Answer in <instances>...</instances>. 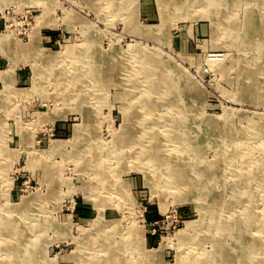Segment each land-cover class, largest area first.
<instances>
[{"label":"rangeland","instance_id":"rangeland-1","mask_svg":"<svg viewBox=\"0 0 264 264\" xmlns=\"http://www.w3.org/2000/svg\"><path fill=\"white\" fill-rule=\"evenodd\" d=\"M165 1L0 0V264H264V0Z\"/></svg>","mask_w":264,"mask_h":264},{"label":"bare ground","instance_id":"bare-ground-1","mask_svg":"<svg viewBox=\"0 0 264 264\" xmlns=\"http://www.w3.org/2000/svg\"><path fill=\"white\" fill-rule=\"evenodd\" d=\"M172 2H173V5H172V8H173V10L172 11H175V12H177V11H179V12H181V13H186L188 10H189V8H184V4L187 2V0H184V2L182 1V0H171ZM171 1L170 0H166L164 3V6L166 7L167 6V3H169L170 5H171ZM192 2L193 1H196V0H191ZM213 0H201V3H203V4H205V5H207V3H209V2H212ZM163 8H161V10H162ZM185 11V12H184ZM162 12V11H161ZM163 13H165V12H163ZM164 17V16H163ZM214 20H215V18H214ZM213 23V22H212ZM247 23L250 25V24H254V23H256V21H255V19L253 18V16H251L250 15V18L247 20ZM253 27V26H252ZM255 27H256V25H255ZM143 31H144V33H149V32H151V29L150 28H148V27H146V28H144L143 29ZM245 39V38H244ZM1 40H3V37H0V41ZM71 51V50H70ZM73 52V51H72ZM106 53V52H105ZM147 55L146 54H142L139 58H138V64L140 65V66H143L144 67V64H146V63H151L150 61L153 59H149V58H147L146 57ZM100 56L98 57V60L97 61H94V60H91L90 61V64H87L88 66L86 67V68H88L87 69V73L89 74V75H95V76H99V77H103L102 75H103V69L106 67L105 66V64H106V62H101L100 61ZM130 58V57H129ZM141 58H144V61H145V63L143 62V61H141ZM153 61H155V60H153ZM142 64H141V63ZM153 64V63H152ZM114 67V66H113ZM108 69V68H107ZM136 71H139V70H136ZM149 73L150 72H146V74L145 75H149ZM154 73V75L156 74V73H158V75H159V73H160V71L158 72V71H154L153 72ZM3 77L4 78H6V79H9L10 78V74H9V71H5L4 72V75H3ZM101 79V78H100ZM107 79V78H106ZM174 79V78H173ZM35 82H36V80H35ZM36 86H38L37 84H36ZM35 87V86H34ZM5 92H6V88H5ZM188 92V91H187ZM190 92V91H189ZM187 94V93H186ZM201 94V93H200ZM173 99V98H172ZM124 104V103H123ZM189 104V103H188ZM157 107V106H156ZM197 113V112H196ZM242 116V115H241ZM248 116V115H247ZM204 119H203V124H205V125H203V127H205V128H211V129H217V123H218V120H220V118L218 117V116H207V117H203ZM194 122V121H193ZM243 122V121H242ZM189 126H191L190 125V123H189ZM193 126V125H192ZM131 127V126H130ZM132 128V127H131ZM191 129V128H190ZM214 134H215V132H214ZM129 135V134H128ZM201 137V136H200ZM205 137H207V136H205ZM197 141V140H196ZM202 141V140H201ZM203 144V143H202ZM87 147L88 148H86L85 147V149H84V151L85 152H83V153H89V154H92L93 152H95L98 156H100V157H105V159H99V160H102V161H106V160H112V159H109V157H111V155L108 153V152H106V153H103L102 154V152H97V150L98 149H101L99 146H97V145H92V144H88L87 145ZM127 147L126 146H119V147H117L116 149V151L114 152V156H113V158L114 159H118L120 156H121V158H123V157H125L124 156V154H123V151L126 149ZM193 148V147H192ZM202 152V151H201ZM121 158H119V159H121ZM150 158V157H149ZM118 159V160H119ZM150 159H152V157L150 158ZM97 161H98V159H97ZM176 161H177V159H176ZM181 161V160H180ZM207 165V164H206ZM98 166H99V168L100 169H102V167H101V163H99L98 164ZM179 166V165H178ZM185 166V165H184ZM183 166V167H184ZM196 166V165H195ZM179 168V167H178ZM180 169V168H179ZM196 169V168H195ZM178 170V169H177ZM102 171L104 172V170L102 169ZM106 171V170H105ZM185 171V170H184ZM170 178H172V177H174V176H169ZM214 189V188H213ZM217 191V190H216ZM214 211V210H213ZM243 215H244V219L245 218H250V221H254L253 220V218L251 217V211H250V209L249 210H247L245 213H243ZM238 217H236V220L234 221L235 223L238 221V219H237ZM17 229V228H16ZM16 229H14L15 231H16ZM15 231H13V233H15ZM245 240V239H244ZM98 242V241H97ZM100 243L98 244V246L100 247V245H103V243L104 242H102V241H99ZM245 242V241H244ZM98 248V247H97ZM219 248V253L220 254H223V250H224V246H219L218 247ZM22 250H20V251H18L17 253L14 251L11 255H14L15 257L17 256V257H19V256H21V255H18V253L19 252H21ZM212 252V251H211ZM157 253V252H156ZM232 254H231V257H230V254H226L225 256H222L221 258H224V257H226V259H228V258H231V259H234V258H236L237 257V255L235 254V252L234 251H232L231 252ZM23 252H22V257H24L25 258V256H23ZM29 257H30V255H29ZM26 260V259H25ZM27 261V260H26ZM243 263V262H242Z\"/></svg>","mask_w":264,"mask_h":264}]
</instances>
